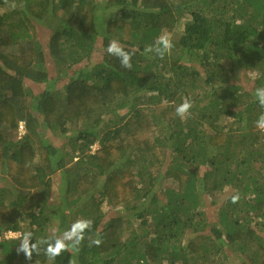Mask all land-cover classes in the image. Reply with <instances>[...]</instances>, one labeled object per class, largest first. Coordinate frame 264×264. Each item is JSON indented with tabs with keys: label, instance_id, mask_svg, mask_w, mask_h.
<instances>
[{
	"label": "trees",
	"instance_id": "1",
	"mask_svg": "<svg viewBox=\"0 0 264 264\" xmlns=\"http://www.w3.org/2000/svg\"><path fill=\"white\" fill-rule=\"evenodd\" d=\"M162 32L171 50L146 53ZM258 87L264 0H0V264H264ZM78 219L79 251L51 261L3 237Z\"/></svg>",
	"mask_w": 264,
	"mask_h": 264
},
{
	"label": "clouds",
	"instance_id": "2",
	"mask_svg": "<svg viewBox=\"0 0 264 264\" xmlns=\"http://www.w3.org/2000/svg\"><path fill=\"white\" fill-rule=\"evenodd\" d=\"M23 7V4H17L13 2L11 4L12 8ZM172 42L169 35L166 32H162L154 41L152 45H148L145 49L146 53H155L160 58H163L166 53H168L172 48ZM106 51L109 55L115 56L120 60L121 67L131 70L132 68V55L134 53L125 50L124 46L120 44L117 40H112L108 43ZM254 96L259 103V105L264 108V87H258L255 90ZM192 105L187 99L176 108V114L182 120L190 115V109ZM256 127L259 130L264 131V113H262L256 121ZM19 135H25L24 122H21L19 128ZM238 200V196L233 197V202L235 203ZM91 220L87 219H78L75 221L71 227L64 231L61 235L50 238V239H40L33 243L32 233L26 232L23 234L20 244L17 247V254H24L25 258L28 261H31L33 254L36 256L40 255L41 247H44V254L48 260H54L57 256L61 255L65 251L76 253L79 251L80 245L85 240L86 230L91 228ZM91 243L99 245V240H93ZM36 264H39V261H36ZM69 264H76L75 257L73 256L70 259Z\"/></svg>",
	"mask_w": 264,
	"mask_h": 264
},
{
	"label": "rangeland",
	"instance_id": "3",
	"mask_svg": "<svg viewBox=\"0 0 264 264\" xmlns=\"http://www.w3.org/2000/svg\"><path fill=\"white\" fill-rule=\"evenodd\" d=\"M198 62H200V61H198ZM241 70H242L241 72H238V73H237L239 81H240V79H244V81H245V79H247V76H245V73L250 75L252 81H253V79L256 78V73H255V72H254V73H251L252 71H251V72H249V71L246 72V71H245L244 69H242V68H241ZM196 72H197V69H196ZM232 79L235 80V79H237V78H236V76L233 75ZM200 81H201V80H200ZM252 83H253V85H254V82H250V84H252ZM119 111H121V110H119ZM55 141L57 142L58 145H62V143H63L62 140H58V139H56ZM96 149H98V147L94 148V151H93V152H95ZM235 157H236V158L234 159L235 162H238L239 160L243 159L242 156H239V155H236ZM54 178H55L56 192L59 194V192H60V188H61V189H64V187H63V182L61 181V178H60V175H59V174H55ZM1 184H2V183H0V186H1ZM5 186H7V184H6ZM154 192H155V194L152 195L151 198H150L147 202L149 203V201H151V199H152L153 197H155V198L158 199V200L163 201L164 197H163V194L160 192V190H156V191H154ZM227 193H228V192H227ZM221 199H223V198H221ZM220 204H222V200H221ZM217 207H219V206H217ZM59 209H61V208H59ZM120 214H123V213H122L121 211L115 213V215H120ZM25 223H26V221H23V223H21L23 226H22L21 230L18 231V232H13V231H6V230H3V231H2V232H3V237H5V238H7V239H11V238H12V239H20V238H22L23 234H24L25 232H28V229H29L28 227H26ZM67 230H68V229H67ZM242 264H253V263H252L250 260H248V261H246V262L243 261Z\"/></svg>",
	"mask_w": 264,
	"mask_h": 264
}]
</instances>
